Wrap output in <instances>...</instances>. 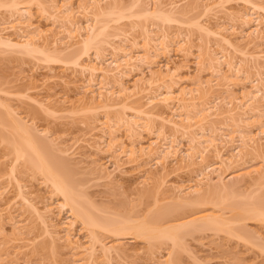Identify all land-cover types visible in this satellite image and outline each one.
Listing matches in <instances>:
<instances>
[{
  "label": "bare ground",
  "instance_id": "bare-ground-1",
  "mask_svg": "<svg viewBox=\"0 0 264 264\" xmlns=\"http://www.w3.org/2000/svg\"><path fill=\"white\" fill-rule=\"evenodd\" d=\"M80 1L78 8L81 10L82 19H77L74 17L72 0H63L62 8L67 15H65L64 23H61L65 43L56 35L51 36L53 44L62 42L68 48L76 45L78 50L73 54L77 56V53H79L80 55L79 50L81 49V55L85 56L84 59H80L81 55L80 57H78L79 55L77 57L74 56L75 59L73 60H68L71 59L69 57L68 59L67 57H59L60 54L50 55L49 52L38 46L37 43H47L49 37L47 30H40L39 27L34 28L31 22V7L34 5L33 3L37 4L38 7L41 4L39 0H29L25 3H20L18 0L3 3L0 0V6L7 8L10 13L9 20L7 22L2 21L0 24V47L15 50L19 53L41 56L43 61L47 63L72 65L71 67H73L77 75L74 74L75 80L73 79L67 85H71L76 90V93H74L79 96L77 102H90L95 109L105 112L115 108L131 111L132 116L130 117L125 116L126 114L123 113L124 116H117L114 119L107 118L105 114L106 120L101 123L100 136L94 141V151L96 154L102 155L103 159H107V163L105 162L103 165L108 164L113 167L112 170H107L105 166L104 172H101L103 179L113 183L118 174L124 173L125 167H130L143 176L142 183L153 181L154 174L160 171V175L165 174L161 183L165 185L167 184L165 178L173 175L179 178L177 173L181 174L187 169H194L193 175L183 181V186L175 188L174 185L171 187L178 193L187 196V199L181 200L176 206L171 205V208H162L163 211L161 213L159 212L157 215L153 213L155 216L152 215L153 218L151 219L150 217L149 220L145 219L137 222V220H142L148 215L143 218L140 217L141 219L137 218L139 217L138 215H132L136 216V219L127 217V215H124V218L121 219H118V216L111 218L112 214L101 212L103 209L99 210L91 202L89 203L88 199L85 200L84 196L86 195L83 196L80 193V184L78 185L74 181L72 170L67 169L61 159L48 152L43 140L40 141V138L36 135L35 132L37 130L33 132L21 118L15 117L12 108L11 111L6 105L0 103L7 116L6 121L0 117V126L3 129L9 128L8 130L11 132L9 135H11L13 149L10 154L13 155V160L8 174V184L14 187L15 198L19 200L20 205H24L29 209L42 226L45 236L53 241L64 242L67 245L71 264H99L101 259H103L101 262L112 264L114 255L117 258H119L120 253L123 255L122 250H118L115 245L106 246L102 244L98 240L97 232L107 233L114 237L126 236V238L133 240L141 238V240L145 239L153 242L154 240H160L159 242L161 243L166 241L165 243L171 245V253L170 251L168 252L169 257L173 255L172 252L174 250L181 246L182 234L184 233L189 236L191 233L203 231L224 232L228 236L232 235L236 239L244 240L245 242L246 239H249L247 234L242 229H235V227L241 228L244 226V224H241L245 223V221L264 222V196H258L254 200L252 197H246V195L242 197L241 193L238 194L236 187L238 188L243 184L246 186L244 179L250 178L251 175H257L258 178L254 179L249 185L259 186V189L263 186L264 158L260 159L262 164L259 167L249 166L250 168L245 167L246 169L239 167L243 168V171L230 177L232 180L233 178L236 179L235 181H239L238 179L241 178V181L231 182V185H226L225 179L229 176L228 172L231 171L229 169L238 170L239 168L236 165L243 166L242 164H246L241 162L246 161L243 159L249 155L250 151L254 152L255 149L257 151L259 142H261L258 141L261 140L260 136L262 135L261 138H264V113L262 111L264 109V71L258 73L251 83L249 82V90H241L240 99H237L239 96L233 98L228 91L230 87L226 89L224 85L228 93L225 94L228 95V98L225 97L229 101L228 103L237 102L235 106L232 105L233 109L229 108L222 112L216 104L208 107L203 102L201 109H198L199 105L196 103L206 93L203 90L201 92V89L203 86H207L206 91L209 93L212 87L208 82L197 81L192 85L195 89L187 86L175 90L173 84L175 83L174 74L176 72L170 67V56L173 53L175 55L181 54L187 59L195 55L196 61L201 60L197 61V63L207 62L212 69V73L219 76L221 81H229L230 77L232 79L238 77V74L240 75L244 72L243 67L239 63L232 61L234 60L233 58L229 59L228 53L230 51L245 58H252L256 62L259 59H264V50L262 49L264 48V6L252 0H238L247 5L249 11L245 14H240V12L234 14L226 8L231 0H129L128 6H122V0ZM107 1H110L111 4L106 3ZM143 1H150L151 3L148 2V7L150 6L149 3L151 6L145 9L142 8L140 4ZM165 2L170 7V10L166 13L162 10ZM181 3H187V5L184 8L182 7L183 9L179 8L177 10ZM19 5L22 7L19 8ZM192 7L204 9L203 14L209 13L214 18L215 24H211L207 19L205 20L207 22L197 21V23L195 22L196 20L193 21L186 18L185 15L192 11ZM53 9L56 10V6ZM187 11L189 12L187 13ZM218 14L228 18L224 17L227 21L229 20L228 28L221 25L224 18L219 17ZM179 17L183 19L179 20ZM126 18H156L164 22L178 23V25H192L202 35L215 38V44H218V46H215L218 50L219 47L223 48L219 51V57H216L218 55L216 52H213L214 54L216 53L214 55L211 50L207 49L203 53L199 47L192 45L188 36L181 35V37H178L165 32L159 35H151L152 32L145 28L141 35L145 45L144 50L137 46L135 40L129 39V33H123L121 38L118 35H113L115 39L118 38L117 40L123 44L118 47L109 45L110 54L107 56L103 55L98 45L101 42H105L108 38L106 33L109 29V24ZM250 49H252V52H250ZM195 51H197L196 54ZM159 58L165 59V63L157 62ZM223 65L226 66L227 71H223ZM258 68L261 69V66ZM143 69L148 71V77H145ZM134 70H138L140 73L133 82L134 92H132L133 90L130 91L125 86L123 79L128 76L129 72ZM231 82L233 81L231 80ZM223 84H226V82ZM230 85H232V88L235 83ZM216 86L221 87L219 84H216ZM0 93L4 92L0 91ZM69 95L70 93H65L59 99L62 107L69 103ZM140 95L144 99L143 105L138 106L135 102L132 104L131 99ZM226 99L223 98V100ZM32 101L50 111H53L56 107L54 102H50L51 100L45 102L32 99ZM167 112H170V115L173 114L169 119L163 117L164 115L168 117L165 114ZM217 117L226 118L234 126H240V128L238 127L239 130L234 131V133L238 134L237 140L240 143L234 141V137L228 138L229 141H225L226 139L221 137L217 140L205 137V133L210 130L212 119ZM154 120H158L160 125L158 130L155 128L157 130L156 134L152 132L155 129L151 122ZM105 124L107 132L104 130ZM207 125H209V128H204ZM119 126L125 127L130 134L131 141L128 147L114 136L116 127ZM242 126L244 127L242 128ZM166 127L176 135L180 134V138H182L181 136H187L188 146L183 148L184 144L181 142L184 137L181 142H177L179 138L174 139L175 134H172L171 137L170 135L167 136L165 133ZM251 127L257 128L259 139H256L257 136L253 137V135L245 131L246 128ZM143 129L149 135H155V138L149 143L147 142L146 145L142 144L138 133L139 130ZM195 129L199 130H197L198 133L196 135L191 134ZM161 138H163L162 142H160ZM5 139L3 142H8L7 138ZM226 144L230 147L229 152L227 150L229 147H225ZM88 146L90 149L93 148L92 145ZM9 147L11 148V146ZM70 149L59 151L65 153ZM225 152H228V157L224 155ZM209 157L211 160H209ZM97 162L98 159L93 163ZM150 162L153 163L150 164ZM237 162L238 164H236ZM19 165L23 166L21 170L24 169V172H31L34 177L42 178L44 187L50 193L49 204L39 207L37 205L38 202L36 203L26 197L28 189L19 178V176H22V174L20 175L21 171L19 172L18 170ZM233 165L235 168H232L234 167ZM98 166L101 167V165ZM143 167L144 169H141ZM168 167H173L175 169L173 170L174 172H167ZM9 185L0 187V224L5 219L10 220L9 222H12L13 225L12 234L15 240L21 241V237L29 236L31 231L24 224L25 220L20 219L21 213L13 214V211L21 212V210L17 208L14 201H12L13 199H7V196L11 193L8 189ZM237 198H240V200L231 205V202ZM241 198H244L243 201H241ZM227 203H230L228 208L231 205L230 210L227 209V211L234 213L230 218H223L224 214L219 216L211 214L200 215L201 213L197 212L200 213L198 214L199 216L187 221L180 220L179 222V218L174 216L180 208L185 215V208L196 210L198 208L200 210L206 206H213L216 209L217 205H219L217 208L221 205L220 208H222ZM54 211L57 213H54ZM191 211L193 212V210ZM197 213L194 214L193 212L194 215H197ZM186 215L188 217V214ZM17 218L18 220H16ZM81 231H85L86 234H81ZM80 236L85 239V242H82ZM259 239L263 244L260 243L258 248H262L261 250L264 252V238L259 237ZM97 251L101 253L100 256H96ZM0 264H5L3 259H0ZM165 264H173V262L166 261Z\"/></svg>",
  "mask_w": 264,
  "mask_h": 264
},
{
  "label": "rangeland",
  "instance_id": "rangeland-1",
  "mask_svg": "<svg viewBox=\"0 0 264 264\" xmlns=\"http://www.w3.org/2000/svg\"><path fill=\"white\" fill-rule=\"evenodd\" d=\"M11 1L14 2L17 0H2L3 3H9ZM27 1L29 0H18V2L20 3H25ZM39 1L41 4L38 5V7L35 3H33L35 6L32 5L31 7V22L34 28L39 27L40 30H47L49 37L47 43H37L38 46L41 49L49 52L50 55L60 54L59 57H67V59L68 57L71 58L68 60L75 59V55L73 53L77 52L78 47L75 45V47L68 48L67 45L64 44L65 42L63 40L64 35L62 33L63 30L61 28V23H64L66 15V12L62 8L63 0ZM252 1L264 6V0ZM54 2L55 4H53ZM80 2V0H72V8L73 12L75 13L73 14L77 19H82V14L80 12L81 10H79L78 8V4ZM148 2L143 1L140 5H142V8L144 9L149 8L151 6V2L149 3V7ZM106 3L111 4L110 1H107ZM106 3L105 5H107ZM129 3V0H122L121 5L123 4L122 6H128ZM188 4H190V2H188ZM21 5H19V8L22 7ZM179 5L180 6L177 7V10H179V8L183 9L187 5V3H181ZM55 6L56 10L53 9V7ZM57 6H59L60 8ZM196 7H192L191 12H189L190 10L187 11V13H189L188 15H185V17L188 19H192L193 21L196 20L195 22L200 21L202 23L207 22L205 21L207 19L211 24H215L214 18L210 16L209 13H206L205 15L203 14L204 9ZM57 8H59V10H57ZM226 8L234 14H237L239 12L240 14H245L249 11L248 6L244 5L243 2L238 0H231L230 2H228ZM162 10H164L165 13L170 10V7L166 2ZM218 16L221 18L226 17L222 16V14H218ZM9 17V10L5 7L0 6V24L2 23V21L7 22L9 20ZM226 18L222 20L221 25H224V27L228 28L229 20L227 21ZM182 19L183 18L179 17V20ZM115 22L109 24V29L106 33V35H108V38L105 40V42H101L98 45L100 52L106 56L111 52L109 45L118 47L119 45L123 44L117 40L118 38L115 39L113 35H118L119 38H121L123 33H129V39L132 41L135 40L137 46L140 49L144 50L145 45L144 41L141 38V35L143 34L142 32L145 28H148V30L152 32L151 35H159L165 32L168 34H174L178 37H181V35L188 36L192 45L199 47L203 53L207 49L211 50L212 54H214L213 52H216L218 54H214L216 55V57H219V51L221 48H223L219 47L218 50V48L216 47L218 46V44H215V38L202 35L197 30V28L195 26L193 27L192 25H178V23L164 22L156 18H126L123 20L121 19V21L118 20ZM51 35H56L60 40H63L62 42L64 43L57 42L56 44H53ZM262 49L264 50V48ZM251 50L252 49H250V52H252ZM79 52L81 55V49L79 50ZM196 52L197 51H195V54ZM77 54L79 55V53ZM173 54L170 56L171 66L170 64L169 66L172 67L176 72V74H174V82L176 84H173V88L175 90L180 87L187 86L188 88L195 89V87H193L192 85L197 81H200L202 83L208 82L212 87L213 92L211 90L209 93H207L206 91L207 86H203V88L201 89V92L204 91L206 93L205 96L196 103L197 105H199L198 109H201V106L203 105L202 102L208 105V107L216 104V106L220 108L222 112L228 110L229 108L233 109V106H235L237 102L234 101L235 103L232 102V104L228 103L229 101H227V99L225 98H228V95H225L228 94L226 89L230 87L228 91L232 94L233 98H237L239 96L237 99H240V94H242L241 90H249V84L257 77L258 73H262L264 71V59H259L256 62V60L254 61L252 58H245L240 55L233 54L230 51V53H228L229 59L233 58L234 60L232 61L239 63L243 67L242 69L244 72L240 75L238 74V77H235L233 79L232 77H230L229 81H221L219 79V76H216L212 73V69L207 62L202 61V63H197V61L199 62L201 60L196 61V57H194L195 55L186 59L181 54ZM80 55L78 57H80ZM84 57V55H81L80 59H84ZM157 60V62H161V64L165 63V59L163 58H159ZM258 65L261 66V69L258 68L260 67ZM71 66L72 65L70 64L63 65V63H47L43 61V58L41 56L19 53L15 50L0 47V91L4 92L0 93V103L2 105H6V107H8L10 110L12 108L15 117L21 118L22 121H24L26 125L33 130V132L37 130L35 133L40 138V141L43 140L48 149V152L55 155L56 158L61 159L67 166V169L69 168L72 170L73 179H75L74 181L77 182L78 185L80 184V193H82L83 196L86 195L84 196L85 200L88 199V202H91L95 207L99 208V210L103 209V211L101 212L109 213L110 215L112 214L111 218L113 216H118L117 218L121 219L124 218V215H127V217H133L136 219V216L138 215L139 217L137 218L141 219L148 215L142 220H137V222L143 221L145 219L149 220L150 217L151 219L153 218L152 215H157L159 214V212L161 213L163 209L176 206L177 203L181 200L187 199V196L178 193V191L173 190V188L171 187L174 185L175 188L177 186H183V181L187 180L193 175L194 169H187L186 171H184V173L181 174L175 172L177 173V175H179V178L175 175L169 178H165V180L167 181V184L165 185L161 184L163 176L165 174L160 175V171L154 174L153 181L142 183L143 176L140 175V173L136 170H132L130 167H125L124 173L121 175L118 174L115 182L113 181V183H109V181L101 177V172H104L105 166L107 167V170L113 169L111 165H103L105 164V162L107 163V159H103L102 155H98L94 151V141H96L100 136L99 130L100 127H102L101 123H104V121L106 120L105 114L107 118L114 119L117 116H124V114H126L125 116L130 117L132 116V113L129 110H121L120 108L111 109L108 112H105L95 109L93 104H91L90 102H77L79 96L75 94L76 90H74L71 85H67L71 81H73V79L75 80L74 76L77 75L73 67ZM222 68L223 71H227L225 65H223ZM143 71L145 77H148V71L145 69H143ZM139 73L140 72L138 70L131 71L128 73V76L123 79L125 86L128 87L130 91L133 90V82L135 81L136 77L138 78ZM60 79L62 80L60 81ZM231 80L233 82H231ZM225 82L226 84H223ZM232 83H235V85L231 88L232 85L230 84ZM216 84L221 85V87L216 86ZM224 85L226 86V89ZM132 92H134V90ZM65 93H70L69 103L62 107L59 99H61ZM223 98L226 100H223ZM32 99L45 102L51 100L50 102H54L56 104V107L53 109V111H50L45 109L44 107H40L38 104L34 103ZM134 102L137 103L138 106L143 105L144 99L140 95L131 99V103L133 104ZM262 111L264 113V109ZM165 114H167L168 117L164 115V118L169 119L170 116H173V114L170 115V112H167ZM0 117L4 118L5 121L7 120L4 109L1 108V106ZM4 124H6V122H4ZM151 125H153L154 129L156 128L157 130L160 127L158 120H154L153 122H151ZM104 127V130L107 132L106 124L104 125ZM238 127L240 128V126ZM238 127L234 126L232 122L226 118H213L210 130L205 133V137L209 139L215 138L216 140L221 137L222 139H226L225 141H229L228 138L234 137V141L240 143L239 140H237L238 134L234 133L235 130H239ZM243 127L244 126H242V128ZM204 128L208 129L209 125ZM8 129L9 128L3 129L0 126V187L9 185L8 174L10 172V168L12 167L13 160V155L10 154L12 153L13 149V145L11 143V135H9V133L11 132H9L10 130ZM156 129L152 131L153 134L157 133ZM197 130L198 129L193 130L191 134L196 135L198 133ZM245 131L247 133L249 132L251 135H253V137L257 136L256 139H259L257 128H246ZM138 133L139 138L142 140V144L145 145L147 144V142L149 143V141L155 138V135H149L145 129L139 130ZM165 133L167 134V136L170 135V137L172 134H175L172 131L168 130L167 127L165 129ZM179 135L180 134H175L173 137L174 139L179 138L177 142H181V139L184 137L181 136L182 138H180ZM114 136H116L118 141L124 143L125 146L128 147L130 145V134L126 131L125 127H116V133ZM261 136V140H258L261 142H259V147L257 146V151L256 149L254 152L250 151L249 155L243 159L246 161L241 162L246 164H242L243 166L236 165L238 166V168H247L249 166L259 167L260 164H262L260 159L262 157L264 158V138H261ZM5 138H7L8 142L10 141L9 144L8 142H3V140H6ZM186 138L187 136L184 137L185 140L183 139V141L181 142L184 144V146L182 144L183 148L185 146H188V139ZM162 139L163 138L160 139V142H162ZM88 145H92L93 148L90 149ZM9 146H11V148ZM226 146L227 148L229 147V145L227 144L225 145V147ZM67 149L70 150L65 153H61L59 151ZM227 150L229 152L230 147ZM228 152H225L224 154L227 157ZM97 159L98 162L93 163ZM209 160H211V158ZM152 163L153 162H150V164ZM236 164H238V162ZM98 165H101V167H99ZM22 167L23 166L19 165L18 170L19 172L21 171L20 175L22 174V176H19V178L28 189V195L26 197L30 200L32 199L36 203L38 202L39 204L37 203V205L39 207H42L45 204H49L50 193L48 192V189L44 187L42 178H39L38 176L34 177L31 172H24V169L21 170ZM172 168L168 167L167 172L171 173L173 170H175L174 168ZM232 168H235V166ZM243 168H239L238 170L233 169L234 171L232 169H229L231 171L228 172L229 178L227 177L225 179V184L231 185L234 182L241 181V178L238 179L239 181H235L236 179L233 178L232 180L230 177L242 172ZM141 169H144V167ZM250 178L244 179L245 184H247L246 186H244L243 184L238 188L236 187V189L238 190V194L241 193L242 197H244V195H246V197H252L253 200L255 198H258V196L263 197L264 184L262 187H260V189L259 186L256 187L254 185H249V183L251 184V182L254 179H257L258 176L251 175ZM8 189L11 191V193L7 196V199H13L12 201H14L17 208L21 210V212L13 211V214L17 215L21 213L22 216L20 219L25 220L24 224L29 227L31 232L29 236L21 237V241H16L15 237L12 234V222H9L10 220L5 219L0 224V259H3V262L5 264H71L70 252L67 245H65L64 242L53 241L51 238L45 236L42 226L34 218L29 209H27L24 205H20L19 200L15 198L16 193L14 187L9 185ZM241 199V201H243L244 198ZM235 200L236 202H234ZM235 200L233 202L230 201L231 205H233V203H237L240 198H237ZM229 204L230 203H227L222 207L224 209L226 208L225 210L220 208L222 205L219 207L220 209L217 208V206L219 205L216 206V209L213 208V206H206L204 208L200 207L202 210H198V208L197 210L185 208V215L180 208L177 210L178 214L176 213V215L174 216L179 218V222L180 220L187 221L188 219H192L195 216H199L198 214L200 213V215L211 214L216 216L224 214L223 218H230V216L232 217L234 213L227 211V209L230 210L231 208V205L230 208H228ZM190 210H193L194 214H196L197 212L200 213L194 215L192 211L190 212ZM54 213L57 212L54 211ZM186 214H188V217ZM16 220H18V218ZM243 224L244 226H242L241 228H238L236 226L235 229H242L247 234L249 239H246L245 242L244 240L236 239L232 235L228 236V234L224 232L203 231L197 233L195 232L194 234L191 233L189 236L188 234L184 233L182 234L183 239L181 241V246L177 250H174L172 252L173 255H171L173 257L170 256L171 258L169 257L168 253L169 251L171 253V245H169V243H165L166 241H162V243L159 242L160 240H154L153 242L143 239L145 240L143 241L141 240V238L133 240L126 238V236L114 237L107 233H105V235L101 232H97L96 234L98 235V240L101 241L102 244H105L106 246L115 245L118 250H122L123 255L120 253L119 258H117L115 255L113 256L112 264H165L166 261H171L173 262V264H264V252L263 250H261L262 248H258L260 246V243H262L260 242L261 240L259 239V237L264 238V222L259 223L256 221H245V223H242L241 225ZM80 233L86 234L85 231H81ZM80 238L82 239V242H85V239H83L81 236ZM100 254L101 253L97 251L96 256H100ZM102 260L103 259H101V261ZM101 261L99 264H107Z\"/></svg>",
  "mask_w": 264,
  "mask_h": 264
}]
</instances>
